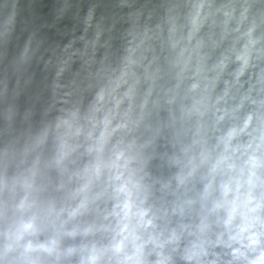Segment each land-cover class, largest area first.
I'll list each match as a JSON object with an SVG mask.
<instances>
[{
	"label": "clouds",
	"instance_id": "obj_1",
	"mask_svg": "<svg viewBox=\"0 0 264 264\" xmlns=\"http://www.w3.org/2000/svg\"><path fill=\"white\" fill-rule=\"evenodd\" d=\"M0 264H264V0H0Z\"/></svg>",
	"mask_w": 264,
	"mask_h": 264
},
{
	"label": "water",
	"instance_id": "obj_2",
	"mask_svg": "<svg viewBox=\"0 0 264 264\" xmlns=\"http://www.w3.org/2000/svg\"><path fill=\"white\" fill-rule=\"evenodd\" d=\"M44 11L47 12V9H45Z\"/></svg>",
	"mask_w": 264,
	"mask_h": 264
}]
</instances>
